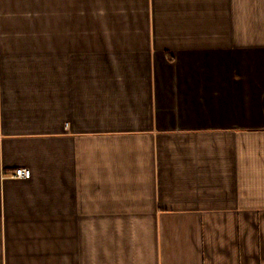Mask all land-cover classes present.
Listing matches in <instances>:
<instances>
[{"label":"crops","instance_id":"obj_1","mask_svg":"<svg viewBox=\"0 0 264 264\" xmlns=\"http://www.w3.org/2000/svg\"><path fill=\"white\" fill-rule=\"evenodd\" d=\"M0 264H264V0H0Z\"/></svg>","mask_w":264,"mask_h":264},{"label":"built area","instance_id":"obj_2","mask_svg":"<svg viewBox=\"0 0 264 264\" xmlns=\"http://www.w3.org/2000/svg\"><path fill=\"white\" fill-rule=\"evenodd\" d=\"M31 170L28 168H24V167H20L17 168L14 173H13V177L15 178H23V179H28L31 177Z\"/></svg>","mask_w":264,"mask_h":264}]
</instances>
